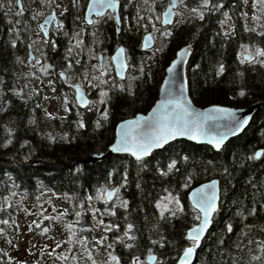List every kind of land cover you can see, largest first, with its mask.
Masks as SVG:
<instances>
[{"label": "trees", "instance_id": "1", "mask_svg": "<svg viewBox=\"0 0 264 264\" xmlns=\"http://www.w3.org/2000/svg\"><path fill=\"white\" fill-rule=\"evenodd\" d=\"M168 1L159 0L155 13L147 5L140 15L130 12L119 41L112 32V45L122 43L128 54L131 82L119 88L100 81L96 93L107 104L104 111H83L70 103L61 117L47 115L41 93L28 87L21 46L7 36L8 23L0 8V238L7 235L18 194L36 200L40 192L66 197L72 213L65 217L80 233L92 201L113 186L118 189L117 205L101 199L94 206L109 230L96 243L82 230L88 248L101 251V257L110 255L116 264H142L149 253L158 256L157 264H176L193 244L186 231L199 217L189 203V189L217 177L219 206L194 264H264V29L247 25L245 0H183L186 18L162 28L159 12ZM127 8L134 9L130 4ZM225 12L233 25L230 33L222 26ZM148 26L150 31L160 27V44L142 51ZM188 44L195 48L187 71L194 103L256 105L249 127L220 151L176 140L139 161L112 155L100 163H83L93 153L108 151L119 121L149 111L166 66ZM247 46L257 52L250 61L241 56ZM59 53L49 54L48 67L62 68ZM82 67L71 64L63 69L74 72ZM16 81L23 91L15 90ZM258 149L263 154L257 159ZM69 244L72 248L75 241ZM0 264H15L1 246Z\"/></svg>", "mask_w": 264, "mask_h": 264}, {"label": "water", "instance_id": "2", "mask_svg": "<svg viewBox=\"0 0 264 264\" xmlns=\"http://www.w3.org/2000/svg\"><path fill=\"white\" fill-rule=\"evenodd\" d=\"M111 0H90L86 17L91 19L94 14H102L107 8L117 10ZM180 0H169L161 12L160 25L172 26L176 18V10ZM55 14L48 15L41 24L45 37L48 27L55 19ZM119 30L118 14L114 15ZM155 45L152 33L147 32L141 40V50H151ZM195 48L192 44L182 46L176 51L174 59L166 66L160 83L158 96L146 113H137L133 117L119 121L115 127L114 141L106 153H93L82 160L85 164L100 163L112 155H127L135 161L150 157L155 151L163 149L176 140H185L198 145H206L214 151H220L231 139L241 135L250 125L256 105L235 107L211 104L200 107L189 95L187 70L192 66ZM30 52L28 61H32ZM115 77L124 81L128 74L129 64L127 53L119 45L112 54ZM244 60L251 59L250 54L243 55ZM65 79L64 73L60 74ZM74 100L81 109H86L90 99L80 84H72ZM262 149H258L255 158H260ZM117 193L116 188H108L104 198L111 201ZM190 205L199 213L198 223L186 231V239L193 245L186 248L178 257L176 264H194L197 250L212 227L213 217L219 206V179L202 182L188 192ZM148 264H156L158 257L154 253L146 255Z\"/></svg>", "mask_w": 264, "mask_h": 264}, {"label": "rangeland", "instance_id": "3", "mask_svg": "<svg viewBox=\"0 0 264 264\" xmlns=\"http://www.w3.org/2000/svg\"><path fill=\"white\" fill-rule=\"evenodd\" d=\"M56 1V0H54ZM159 0H138L139 9L142 12H146L143 9L147 4L150 6L149 10L155 13L156 4ZM51 3V0H47ZM183 2V1H182ZM36 4V5H35ZM34 4L36 9H33V20L39 18V14L43 12L49 4L37 5ZM245 15L244 19L247 25L257 31L264 29V3L262 0H245ZM186 15L182 9V5L177 10L175 24L178 20H184ZM160 20V14H159ZM223 30L225 33L233 31L232 21L229 18L228 13H224V20L222 21ZM158 26H154L153 30L150 31V27L146 28V31L151 32L156 39V46L160 44L156 33L159 31ZM33 37L37 36V30L35 25L32 28ZM71 44L67 47L68 53L67 58L81 57L82 54L89 53V50L83 46L82 42L76 40L72 35L68 36ZM67 42V41H66ZM68 43V42H67ZM154 48V49H155ZM94 50V49H92ZM100 52V51H98ZM98 52L92 51L93 58L89 60V65H84L81 69L79 68L74 73L66 69H55L51 73L48 62L45 65L36 62L29 63L26 58L22 60L23 73L28 78V87L41 93L42 105L47 115L63 116L67 114L71 108L70 103H74V95L72 88H63L59 85L58 72H63L66 76L74 75L73 79L68 77V82L71 84L79 83L82 87L90 89L94 95L92 98L89 109H101L104 111L107 107L105 100H100L98 93L99 83L105 79L104 75H107V79L103 82L118 84L117 86L125 87L131 82L130 73L125 81L116 83L113 68L110 62L104 66L103 71H100L97 63ZM244 54H250L255 59L257 56L256 49L253 46H247L242 52ZM152 55V54H150ZM70 62V61H67ZM78 65L79 61L75 62ZM92 69V70H91ZM87 70L92 71V75L87 74ZM82 71L83 74H80ZM55 74V78L53 75ZM59 79V80H58ZM67 81V79H66ZM15 90L18 92L23 91V86L19 81L15 82ZM30 94V93H29ZM88 109V110H89ZM108 187H106L107 189ZM115 188V187H113ZM103 189L100 192L99 198L92 201L91 214L82 226V230L87 231V235L91 238L93 243L102 240L105 236L106 231L109 230V226L104 224L100 218V214L94 207L95 202L102 199L103 202L108 201L104 198ZM40 198L34 199L18 194L17 198L13 202L14 214L10 221L6 225V233L4 236L1 234L0 246L9 253L12 261L15 264H96L95 260L89 263L90 255H94L92 248H88L87 235L83 234L82 230L78 232L76 226L72 223H68L65 214L66 212L71 214L72 210L69 201L66 197L57 196L50 192H40ZM109 203V202H108ZM113 205H117V195L115 199L110 202ZM44 221H47L44 223ZM75 241L74 247L70 248V242ZM101 252V251H100ZM100 254V253H99ZM100 263L97 264H116L114 259L110 255L100 257ZM138 262V261H136Z\"/></svg>", "mask_w": 264, "mask_h": 264}, {"label": "flooded vegetation", "instance_id": "4", "mask_svg": "<svg viewBox=\"0 0 264 264\" xmlns=\"http://www.w3.org/2000/svg\"><path fill=\"white\" fill-rule=\"evenodd\" d=\"M182 1L183 0H181V3ZM89 2L90 0H51V3H48L47 0H0V8H2L3 13H5V21L8 23L9 32H7V36H10L15 44L21 46V61L26 58L27 62H29L28 56L31 52L33 60L29 63L37 61L39 65H45L46 61L49 62V54L58 51L61 53H59V56L62 68L65 65H75L74 61H79L80 63L78 64L89 65V60H91L94 55L91 53L96 50L97 52L100 51L97 54V63L100 71H103L104 66H106L108 62L112 65V54L119 45L124 47L120 42H116L115 45H112V32L115 33L116 39L120 37L121 33L122 36H124V19L128 17L130 12L134 15H140L144 12L139 9L138 0H111L108 2H111L113 7L115 2H117V10H115V8H113V10L107 8L102 14H94L91 19L88 20L86 17V10ZM35 3H37V5H50L43 10L41 15L39 14L37 20L32 19L33 9L37 8V6L34 7ZM128 4L134 7V9L129 11L127 8ZM147 6L150 8L148 4ZM143 9H146L145 6ZM156 10L157 4L155 11ZM161 12L162 11L159 12L160 15ZM51 14H55V19L48 27V37H45L41 24L46 17ZM115 14H118L119 18V30H117V23L114 19ZM33 25H35L37 30V36L35 37L32 35ZM69 35L75 37L76 40L80 39L83 46L89 50V53L82 54L80 58H65L68 53L67 47L71 44L68 39ZM117 41L119 40L117 39ZM57 62L59 61L57 60ZM21 64L23 63L21 62ZM55 69L56 67H52L49 71L53 73ZM59 73L60 72H58V74ZM87 74L92 75V71L87 70ZM68 75L66 76L67 81L61 80L62 82H58L63 88H70L71 86V83L68 82V77L73 79L74 75ZM104 76L105 79H102L103 81L107 79V75L105 74ZM53 77L55 78V74ZM116 83H118V80ZM83 88L90 100H92V96L94 97V95L91 93L90 89L87 87ZM94 253L96 255H92L90 259L94 256L96 264L100 263V252L95 251ZM89 263H92V260H90ZM142 264H146L145 258Z\"/></svg>", "mask_w": 264, "mask_h": 264}]
</instances>
